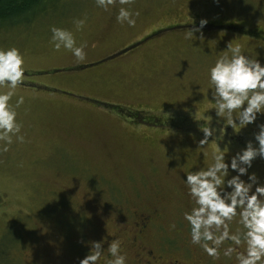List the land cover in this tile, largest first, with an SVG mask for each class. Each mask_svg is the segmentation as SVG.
<instances>
[{
  "label": "rangeland",
  "instance_id": "obj_1",
  "mask_svg": "<svg viewBox=\"0 0 264 264\" xmlns=\"http://www.w3.org/2000/svg\"><path fill=\"white\" fill-rule=\"evenodd\" d=\"M121 6L52 0L0 26V47L19 48L29 69L10 101L24 97L16 108L23 140L0 141V264H79L92 242L103 240L104 251L112 239L125 242L145 214L155 217L145 245L195 249L184 220L194 204L182 179L206 169L218 147L230 163L248 141L256 145L264 115L220 136L208 69L230 55L228 44L264 65L260 39L224 27L264 31V0H131L123 7L139 12L134 26L116 21ZM53 26L87 45L83 62L54 48ZM192 28L200 31L188 37ZM208 121L220 137L200 147ZM229 172L226 180L237 174ZM252 173L264 183V159L241 179ZM238 219L230 231L242 228ZM220 254L218 264H235V252Z\"/></svg>",
  "mask_w": 264,
  "mask_h": 264
},
{
  "label": "clouds",
  "instance_id": "obj_2",
  "mask_svg": "<svg viewBox=\"0 0 264 264\" xmlns=\"http://www.w3.org/2000/svg\"><path fill=\"white\" fill-rule=\"evenodd\" d=\"M131 0H96L98 7L122 5L116 14L118 23L134 26L135 16L123 5ZM82 25L83 21H77ZM207 23L200 21V27ZM51 40L56 50L64 48L71 52L77 62L86 59V44L77 45L73 33L65 28L53 26L50 29ZM200 28L187 29L188 37L195 36ZM230 55L225 54L215 60L208 69L212 103L218 118L223 119L224 127L219 129L220 136L224 128H244L257 120V115H264V65L242 52L240 46H227ZM28 67L23 53L17 47H0V141L5 145L12 143V137L23 140L21 124L17 120V111L24 103L19 96L15 105L10 104L18 88L24 87ZM211 121L200 125L204 138L200 147L208 144V138L216 136L217 129L210 127ZM220 121L218 120L217 123ZM259 131L254 134L256 145L248 141L246 146L226 162V153L218 147L213 153L212 163L206 169H197L185 174L182 179L187 194L194 206L184 213V220L190 226L193 245H199L214 259H219L221 245L230 244L223 249L226 257H234L235 264H264V183L258 182L255 173L248 175V181L241 179L248 174L253 160L264 159V123L257 125ZM5 150L7 148L5 147ZM229 169L237 174L229 177ZM254 188V191H253ZM227 189H230L227 190ZM236 221L242 228L232 232L229 223ZM104 241L91 244V251L79 261V264H127L122 252L121 241L112 239L107 243V257H104ZM235 246V247H234ZM242 248V251L238 249Z\"/></svg>",
  "mask_w": 264,
  "mask_h": 264
},
{
  "label": "flooded vegetation",
  "instance_id": "obj_3",
  "mask_svg": "<svg viewBox=\"0 0 264 264\" xmlns=\"http://www.w3.org/2000/svg\"><path fill=\"white\" fill-rule=\"evenodd\" d=\"M224 27L234 32L251 33L264 44V31H259L258 33H255L253 30L245 31V29L231 24H225ZM154 218V214L137 215L133 224V230L131 229L128 235L125 233L126 239L125 242H121V249L125 255L132 256L133 261L130 264H190V259L192 254H194V250L197 251V253L199 252L197 254L199 259L191 264H218L216 260L208 256L199 245H197L195 249L194 246H188L186 243L179 247L175 245L172 246L169 241L159 242L154 249L145 245L143 239L145 234L155 226ZM122 232L123 229L119 230V233ZM229 244V241L223 243V245L226 246H229ZM220 247L222 250L221 253L223 254V249H225V247ZM176 254L178 256H176ZM179 255L181 256L179 259L174 258L179 257ZM104 257H107V251H104ZM102 262L105 263L104 260H102Z\"/></svg>",
  "mask_w": 264,
  "mask_h": 264
},
{
  "label": "trees",
  "instance_id": "obj_4",
  "mask_svg": "<svg viewBox=\"0 0 264 264\" xmlns=\"http://www.w3.org/2000/svg\"><path fill=\"white\" fill-rule=\"evenodd\" d=\"M52 0H0V26L15 23L27 15L44 10Z\"/></svg>",
  "mask_w": 264,
  "mask_h": 264
}]
</instances>
